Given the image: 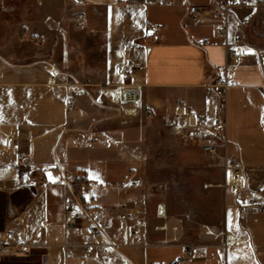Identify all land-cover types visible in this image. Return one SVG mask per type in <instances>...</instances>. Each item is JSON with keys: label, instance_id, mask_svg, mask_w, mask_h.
<instances>
[{"label": "crops", "instance_id": "0c3cea01", "mask_svg": "<svg viewBox=\"0 0 264 264\" xmlns=\"http://www.w3.org/2000/svg\"><path fill=\"white\" fill-rule=\"evenodd\" d=\"M5 1L0 230L15 237L0 264H264V0L232 7L224 32L217 0ZM193 5L203 14H191ZM235 43L240 62L227 51ZM121 64L131 66L126 77L118 74ZM221 64L229 65L231 82L227 131L212 160L165 120L184 107L210 114L205 85ZM76 81L88 87L69 112L65 88ZM124 83L142 89L136 113L96 102L100 85ZM232 160L246 174L238 189L228 185ZM79 174L96 186L81 188ZM130 176L138 187L126 185ZM194 186L200 190L189 191ZM72 197L83 214L67 225ZM252 199L260 204L242 213ZM124 203L141 222L135 238L120 217ZM93 224L102 235L89 232ZM105 241L114 244L107 256L85 248Z\"/></svg>", "mask_w": 264, "mask_h": 264}, {"label": "built area", "instance_id": "2783aa9c", "mask_svg": "<svg viewBox=\"0 0 264 264\" xmlns=\"http://www.w3.org/2000/svg\"><path fill=\"white\" fill-rule=\"evenodd\" d=\"M155 0H149L153 2ZM251 4V0H217L215 5L216 18L221 21V31L224 32L227 27L228 12L232 7L236 6H248ZM190 13L195 17H199L203 14L204 10L199 6H190ZM86 15L81 14L76 20V25L81 26L85 21ZM154 29H158L153 27ZM200 46L206 44V40H200L198 42ZM228 53L238 62L242 60V50L239 43L229 45L227 48ZM131 71L129 64H121L118 67V74L122 77H126ZM229 65L221 64L216 65L210 70L208 81L205 85V97L211 105L210 114L207 110H194L190 107H184L182 115H178L176 118H168L165 120V125L171 129V131L177 133L182 140L190 145L200 147L210 158H216L220 156V145L226 141L227 131V92L231 85L229 79ZM88 84L71 82L66 84L65 88V108L67 111H73L77 107L78 98L86 94V88ZM264 96V91H263ZM98 104L104 105L106 102L118 105L120 107L130 106L138 108L143 100L142 89L140 86L132 83H124L120 85H100L98 94L95 97ZM264 113V108H263ZM146 115L148 118H155V113L151 108H147ZM195 117L197 122L195 125H191L186 121H180V118L187 119L188 117ZM17 130H12L8 136V142L14 144L17 137ZM27 157L24 154H20L18 157L19 162H25ZM228 185L234 189H238V184L245 180L246 174L243 169L235 160H232L228 164ZM78 183L81 188L96 186L87 176L79 174ZM126 185L130 187H138L139 180L128 178ZM260 201L252 199L250 204L241 208L242 213L247 212L250 206L259 205ZM66 210V224L74 225L75 222L83 214V206L76 201L75 198H68L65 202ZM120 217L124 222L129 224L131 238L137 237L141 222L137 218L136 212L129 209L127 204L120 206ZM89 232L94 236L102 235V229L97 224H93L89 228ZM15 232L11 229L0 230V253L8 248L10 242L14 239ZM114 244L108 242H98L94 247L92 245H86L87 251L97 250L102 256H107L110 249ZM17 248V246H15ZM186 258L191 259L194 257V249L192 246H186Z\"/></svg>", "mask_w": 264, "mask_h": 264}, {"label": "rangeland", "instance_id": "374dc122", "mask_svg": "<svg viewBox=\"0 0 264 264\" xmlns=\"http://www.w3.org/2000/svg\"><path fill=\"white\" fill-rule=\"evenodd\" d=\"M5 1V0H4ZM6 2V1H5ZM6 4V3H5ZM5 4L3 3V10L4 11H9L10 10V8H9V6L7 7L8 9H5L4 7H6L5 6ZM99 105H101V104H99ZM104 105H115V104H112L111 102H106V104H104ZM115 106H117V107H120V106H118V105H115ZM120 108H122V109H125L126 110V112L127 113H131V114H133V113H136L137 112V108L136 107H130V106H125V107H120ZM208 156V155H207ZM210 158V157H209ZM217 158V157H216ZM216 158H211L212 160L213 159H216ZM227 169H228V166L226 167V172H227ZM130 178H133V176H130ZM137 178V177H136ZM128 179V178H127ZM200 189L198 188V187H196V186H194L193 188H189V191H192V192H198Z\"/></svg>", "mask_w": 264, "mask_h": 264}, {"label": "snow or ice", "instance_id": "6c2138e0", "mask_svg": "<svg viewBox=\"0 0 264 264\" xmlns=\"http://www.w3.org/2000/svg\"><path fill=\"white\" fill-rule=\"evenodd\" d=\"M235 2H237V3H238V2H240V0H235Z\"/></svg>", "mask_w": 264, "mask_h": 264}]
</instances>
